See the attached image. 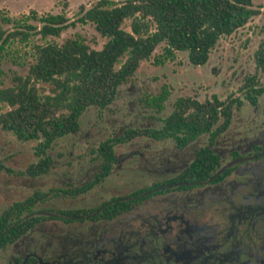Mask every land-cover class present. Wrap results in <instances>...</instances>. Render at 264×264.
<instances>
[{
    "label": "trees",
    "instance_id": "1",
    "mask_svg": "<svg viewBox=\"0 0 264 264\" xmlns=\"http://www.w3.org/2000/svg\"><path fill=\"white\" fill-rule=\"evenodd\" d=\"M260 14L264 12L252 0H97L87 9L81 7L74 21L64 13L38 15L31 11L28 16L13 20L1 16L0 61L12 56L13 47L22 46L28 62L24 76L15 74L11 86L0 87V105L7 108L0 112V130L11 132L22 142L35 140L34 155L38 159L19 171L0 163V171L30 178L48 173L53 160L47 151L53 143L77 134L80 118L88 108L108 109L119 87L133 78L141 62L148 61L158 47L162 51L154 56L155 65L174 61L179 52L187 54L191 65L203 66L221 39ZM6 23L11 24L7 29L2 25ZM87 23L105 40L100 49L91 48L80 37L67 38L60 44L53 40L65 29ZM14 53L22 59L20 52ZM253 57L256 70L264 72V38ZM238 91L249 104L256 105L264 89L253 74L243 78ZM169 93L168 86L162 85L156 95L143 98L144 108L160 113ZM242 105L240 98L232 96L221 100L212 95L204 101L178 97L172 111L160 119L161 128H130L119 137L100 142L96 148L99 173L88 183L68 192L34 191L1 212L0 249L14 244L43 221H108L133 211L149 198L189 190L210 179L218 164L210 147L228 129L234 110ZM202 134L208 135L209 145L197 151L192 162L169 179L95 208L56 210L49 214L34 211L37 204L58 193L77 196L96 186L117 163L116 144L146 137L155 141L170 139L183 147Z\"/></svg>",
    "mask_w": 264,
    "mask_h": 264
},
{
    "label": "rangeland",
    "instance_id": "2",
    "mask_svg": "<svg viewBox=\"0 0 264 264\" xmlns=\"http://www.w3.org/2000/svg\"><path fill=\"white\" fill-rule=\"evenodd\" d=\"M96 1L0 0V17L10 20L21 19L34 11L38 15L64 13L67 18L74 21L78 18L81 7L87 9ZM252 2L264 12V0ZM30 23L37 24L32 21ZM2 25L6 29L11 26L7 23ZM73 37L82 38L93 49H100L105 42L89 23L69 27L59 38L53 40L60 44L65 39ZM263 38L264 15L260 14L231 36L221 39L203 66L191 65L187 60V54L179 52L176 53L174 61L155 65L154 56L162 51V47H158L148 61L141 62L133 78L119 87L116 99L108 109L88 108L80 118L78 133L53 143L47 151L53 160L48 173L30 178L0 171V214L13 202L24 200L34 191L49 192L52 189L68 192L72 188L85 185L99 173L100 159L96 155V148L100 142L107 138L119 137L130 128H161L160 119L172 111L173 102L178 97L189 96L199 101H204L212 95L221 100L229 96L240 98L243 105L239 110H234L231 125L224 135L218 137L217 144L220 148H225L229 144L250 143L249 138L264 130V92L258 97L257 104L252 106L238 89L243 78L253 74H256L259 86L264 89V72L256 70L253 57ZM13 49L15 50L11 51L12 56L8 55L0 61V87L11 86L12 76L15 74L24 76L27 72L28 59L23 55L24 47L15 46ZM16 51L20 52L22 59L15 57ZM162 85L168 86L170 92L163 110L155 113L144 108L143 98L156 95ZM6 109L0 105V112ZM206 142L207 135L199 137L181 149H177L170 139L155 141L146 137L116 144L114 153L117 163L96 186L77 196L58 193L37 204L34 211L49 214L56 210L95 208L110 198L122 197L139 188L153 186L178 174L192 160L194 151L204 146ZM36 143L35 140L19 141L11 132L0 130V163L13 171L25 169L38 159L34 155ZM208 188L212 191L214 187ZM202 189H193L186 193L171 192L149 198L133 211L112 222L84 221L65 224L61 220L43 221L14 244L0 249V264H10L14 257L20 260L28 252L46 258L57 255L60 257L64 251L67 256L68 252L70 254L71 251L83 247L94 238L99 239L100 236H104V240L116 241L121 236V231L125 233L136 230L143 220L150 222L160 209L172 203V199H180L184 195L194 196V193ZM256 189L257 187L255 193ZM219 193L215 190L211 195L206 194L205 198L211 206L207 204L203 210L200 207L196 210L200 224L206 223L214 227L218 222L221 207L213 201H217ZM97 234L99 236H96ZM112 246L111 242L104 248ZM59 260L64 262V258Z\"/></svg>",
    "mask_w": 264,
    "mask_h": 264
},
{
    "label": "flooded vegetation",
    "instance_id": "3",
    "mask_svg": "<svg viewBox=\"0 0 264 264\" xmlns=\"http://www.w3.org/2000/svg\"><path fill=\"white\" fill-rule=\"evenodd\" d=\"M218 137L210 147L218 162L212 177L189 190L176 191L203 188L194 196L171 198L172 203L160 209L150 222L143 220L138 229L121 231L116 241L100 236L67 256L64 251L60 257L46 258L28 252L20 260L14 257L10 264H264V130L249 138L247 145L229 144V148H220ZM204 146L197 148L194 156ZM209 186L214 187L212 191ZM215 190L220 192L213 201L221 207L220 218L210 227L200 224L196 210L209 204L206 194ZM118 217L89 222H112ZM111 242L112 248H104ZM63 258L64 262L59 260Z\"/></svg>",
    "mask_w": 264,
    "mask_h": 264
},
{
    "label": "crops",
    "instance_id": "4",
    "mask_svg": "<svg viewBox=\"0 0 264 264\" xmlns=\"http://www.w3.org/2000/svg\"><path fill=\"white\" fill-rule=\"evenodd\" d=\"M210 57V56H209ZM209 60V59H208Z\"/></svg>",
    "mask_w": 264,
    "mask_h": 264
}]
</instances>
